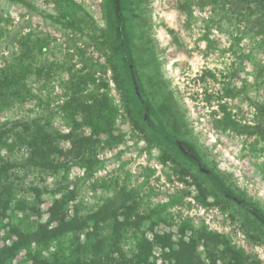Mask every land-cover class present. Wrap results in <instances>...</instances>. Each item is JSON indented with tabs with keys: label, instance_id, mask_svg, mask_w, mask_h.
I'll list each match as a JSON object with an SVG mask.
<instances>
[{
	"label": "rangeland",
	"instance_id": "374dc122",
	"mask_svg": "<svg viewBox=\"0 0 264 264\" xmlns=\"http://www.w3.org/2000/svg\"><path fill=\"white\" fill-rule=\"evenodd\" d=\"M131 1L140 4L142 27L163 84L158 99L148 97L159 103L143 113L113 70V7L121 0H0V43L34 33L40 40L41 62L55 69L54 81L34 86L33 99L0 112V126L6 124L7 130L13 122L46 114V105L64 107L73 97L68 90L72 77L80 74L93 78L90 90L99 86L102 116L114 124L111 133L102 131L96 137L92 128H81L82 136L94 140L86 144L74 139L58 142L63 153L52 158L65 161L70 169L57 175L40 169L24 175L25 154L8 147L11 138L7 145V138L0 137V160L19 157L22 162L10 174L23 179L14 203L0 217V264L90 260L88 252H74L77 243L110 245L113 212L121 215L119 220L138 224L122 234L120 247L127 253L136 252L144 233L150 241L155 235L174 242L193 239L195 259L204 264H264L260 23L248 18L244 0ZM55 122L57 132L70 133L60 119ZM37 179L41 190L50 186L39 206L28 190ZM64 196L80 215L106 210L99 216V237L44 236L56 227L49 209ZM20 201L32 202L37 212L17 208ZM16 225L30 237H13ZM107 254H102V261ZM153 256L161 255L155 250Z\"/></svg>",
	"mask_w": 264,
	"mask_h": 264
},
{
	"label": "trees",
	"instance_id": "16d2710c",
	"mask_svg": "<svg viewBox=\"0 0 264 264\" xmlns=\"http://www.w3.org/2000/svg\"><path fill=\"white\" fill-rule=\"evenodd\" d=\"M129 1L131 0H121L118 7L114 2L111 37L114 52L113 70L123 91L130 100L132 99L130 97H134L133 104L137 105L139 113H143L154 109L153 107L159 103L157 100L150 101L148 97L153 94L155 99H158L157 96H159L163 84L159 82L154 51L150 47L146 30L142 27L140 4ZM244 1L247 2L249 10L248 18H256V21L261 25V35L264 36V0ZM13 34L14 32L9 33L7 39L12 38ZM39 42L38 37L34 33H30L24 38L19 34L17 39H13L11 43L8 41L5 45L0 43V112L14 108L17 104L28 99H33L35 85L42 81L48 85L54 81L55 69H53V65H44L38 56ZM6 45L8 47H6V56L1 57V52L5 51ZM139 53L140 57L138 58ZM72 80L75 81L69 84L68 90L73 94V97L64 107L55 109L46 105V114L33 116L30 121L25 123L13 122L7 130H5L6 124L0 126V134L2 133L0 137L7 138V145L9 138L12 139L13 144L8 147L18 149L25 154L23 158L25 162L24 175H28L32 171L31 169L47 171L50 175H57L60 171L66 173L70 169V165L65 161L55 160L52 155L56 152L63 153V149L58 146L60 141L74 139L76 143L80 144L92 141L93 138H86L79 133L83 127L92 128V135L95 137L102 131L106 134L111 133L114 124L106 121V118L102 116L103 105L98 93L99 86L90 90L93 78L89 74L74 76ZM60 112L65 113L62 117H56ZM79 117L82 119L81 122L77 120ZM57 118L71 130L70 133L61 134L55 130L54 125ZM145 122L148 121L145 120ZM109 142L107 141V143ZM14 158L0 160V217L6 215L16 199L15 192L18 191L19 185L22 186L23 179L14 173L10 174L11 169L18 161L22 162V160H18L19 157ZM40 182L41 180L37 179L36 183L28 189L37 206L40 205V200L44 194L48 193L50 187L47 185L45 191L41 190L38 188ZM69 186V177H67V189ZM68 194L74 195L73 192ZM67 198L64 196L52 204L49 213L51 221L55 223L56 227L53 230L45 231L44 236L73 233L82 234L87 240L91 235L99 237V216L106 214V210L100 209L94 213L80 215L79 211H73L76 208L73 204L68 203L69 199ZM28 205L29 207H27ZM15 206L33 211L34 214L37 212V208L32 206V202L20 201ZM120 217L121 215L112 213L109 227L110 245L103 246L102 242L96 241L95 237L92 240L96 241V244L77 243L74 252L77 255L83 251H85L84 253L88 252L91 255L90 260L83 257L74 259L73 257L63 262L54 260V263L44 260L41 261V264H200L195 260L196 246H194L193 239L189 242H185L183 239L174 242L170 238L165 239V236L155 235V240L150 241L145 239L144 233H140L141 243L136 246V252L127 253L120 247L122 234L125 233L127 227H136L138 224L133 221L124 222L119 220ZM136 219L139 217L137 216ZM12 233L13 237L20 240L30 237L29 234L21 232L19 225L12 227ZM42 234L40 232L37 236ZM14 247L15 250L19 249L17 242ZM12 250L14 249H9V252ZM155 250L160 252L159 259L153 256ZM106 251L109 254L106 255V260L102 261L101 256Z\"/></svg>",
	"mask_w": 264,
	"mask_h": 264
},
{
	"label": "flooded vegetation",
	"instance_id": "af4514ba",
	"mask_svg": "<svg viewBox=\"0 0 264 264\" xmlns=\"http://www.w3.org/2000/svg\"><path fill=\"white\" fill-rule=\"evenodd\" d=\"M15 240L17 241V239H15ZM195 260H196V259H195ZM196 261L199 262L198 259H197ZM52 262H53V261H52ZM199 263H200V264H204V263H202V262H199Z\"/></svg>",
	"mask_w": 264,
	"mask_h": 264
}]
</instances>
